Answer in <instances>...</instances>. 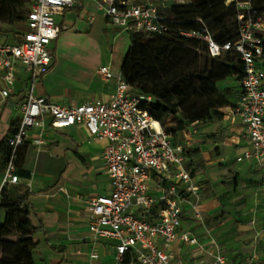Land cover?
I'll return each instance as SVG.
<instances>
[{
  "label": "crops",
  "instance_id": "1",
  "mask_svg": "<svg viewBox=\"0 0 264 264\" xmlns=\"http://www.w3.org/2000/svg\"><path fill=\"white\" fill-rule=\"evenodd\" d=\"M101 2L73 0L56 14L61 32L50 46L53 62L35 85L36 94L49 102L78 106L108 101L114 93L116 81L105 80L98 69L108 65L115 73L121 71L126 53L114 68L109 45L124 33L131 38L132 33L112 25ZM3 23H7L3 29L11 26L7 16ZM262 33L264 40V30ZM230 86L235 93L232 103L220 108L221 118L188 127V143L197 149L187 155V168L200 187L201 218L185 206L181 231L195 235L204 249L181 240L170 244L159 241L161 248L174 252L183 264H213V256L206 250H216L214 242L228 264H264V175L254 160L243 157L250 142L241 118L233 113L238 82L231 80ZM26 92L25 80L19 76L14 93L7 98L0 93V143L19 126ZM105 145V141L92 139L83 125L58 129L47 121L44 130L31 127L16 157L19 181L6 186L3 180L8 162L0 151V194L3 188L27 192L29 218L37 228L36 264L114 263L116 241L92 237L86 208L91 198L111 191L102 160ZM199 157H204V164L195 171ZM151 193L159 194L153 181ZM150 218L154 219L153 215ZM131 258L132 254H127L126 263Z\"/></svg>",
  "mask_w": 264,
  "mask_h": 264
},
{
  "label": "built area",
  "instance_id": "2",
  "mask_svg": "<svg viewBox=\"0 0 264 264\" xmlns=\"http://www.w3.org/2000/svg\"><path fill=\"white\" fill-rule=\"evenodd\" d=\"M72 3L73 0H33L27 29L16 34L14 41H0L2 97L14 93L19 76L25 80L27 91L19 126L9 139L12 154L3 186L19 181L15 161L31 127L44 130L47 121L58 129L83 125L92 139L106 142L102 160L111 187L109 194L87 202L92 237L116 241L113 264H183L174 252L161 248L159 241L170 244L181 240L204 249L195 235L181 231L185 206L201 218L200 187L187 168L185 145L176 143L144 107L153 97L135 92L122 72L115 73L108 65L98 69L105 80L116 81L108 101L65 106L35 92L36 82L52 65L50 46L61 32L55 16ZM101 7L109 22L122 30L158 35L169 30L168 22L152 3L102 0ZM238 8L239 38L234 42L219 43L206 26L181 34L205 41L213 57L227 51L239 55L243 75L237 81L239 96L233 113L241 118L250 142L243 157L254 160L264 175V13H259L251 1L239 2ZM152 181L158 195L151 193ZM214 246L216 250H206L213 256V264H228L216 242ZM127 254L132 258L126 263Z\"/></svg>",
  "mask_w": 264,
  "mask_h": 264
},
{
  "label": "trees",
  "instance_id": "3",
  "mask_svg": "<svg viewBox=\"0 0 264 264\" xmlns=\"http://www.w3.org/2000/svg\"><path fill=\"white\" fill-rule=\"evenodd\" d=\"M245 1L264 13V0H191L190 4L172 6L166 15L160 11L169 24L165 34L132 33L121 72L135 92L153 97L144 107L168 133L173 135L194 122L221 118L220 108L232 103L235 89L228 86L220 90L219 86L228 78L238 81L243 75L239 55L227 51L213 57L205 41L184 36L181 31L206 26L219 43L234 42L239 38L237 3ZM32 2L27 5V0H0V18L6 6L8 24L26 22ZM171 120L176 123L168 124ZM9 139L0 143L5 162L12 154ZM26 202V191L3 188L0 264H36L37 228L29 218ZM15 236L18 238L12 239Z\"/></svg>",
  "mask_w": 264,
  "mask_h": 264
},
{
  "label": "rangeland",
  "instance_id": "4",
  "mask_svg": "<svg viewBox=\"0 0 264 264\" xmlns=\"http://www.w3.org/2000/svg\"><path fill=\"white\" fill-rule=\"evenodd\" d=\"M30 1L31 0H27V5L30 3ZM138 2H140V3H152V4L156 5L158 7V9L164 15H166L168 13V10L172 6L190 4L191 0H138ZM237 7H238V3H237ZM7 12H8L7 7L5 6L1 12L0 30H6V31H0V40L5 39L7 37L14 39L16 34L27 29L26 22L17 23V24L11 25V26H7L8 29H3V24L4 25L7 24V23H3V21L4 22L6 21ZM130 45H131V38H130L129 34H127V33H124L118 39V42H111V44L109 45V52H112L114 55V68L119 67V65L121 64L122 58H123L124 54L127 52ZM199 52H201V51H199ZM231 80H232L231 78H228L227 80L221 82L219 89L222 90L224 88H228L229 84L231 83ZM231 100H232V98H230V101ZM212 120H213V118H212ZM207 121L209 122V120H207ZM171 123L175 124L176 121L171 120L168 124H171ZM196 128L199 129L198 126ZM189 134H190V131L187 127L184 130H177L175 133H173V136H174L175 141H177L179 143H183L185 145L186 150H187V155L191 156L195 152L197 147H196V145L188 143V141L191 139V136L189 137ZM216 148L219 149L218 146ZM203 158L204 157H199V159H197V161H195L196 162L195 163L196 169H194L195 171L198 170L199 168L203 167V164H204ZM187 164L190 165L188 160H187ZM0 214L2 216L1 217V221H2L5 212L3 210H0ZM225 226H228L227 223L225 224ZM229 226H231V225H229ZM17 238H18V236L12 237V239H14V240H16ZM220 251H221V249H220ZM34 252H35V250H34ZM34 258H35V256H34ZM35 262H36V260H35Z\"/></svg>",
  "mask_w": 264,
  "mask_h": 264
}]
</instances>
